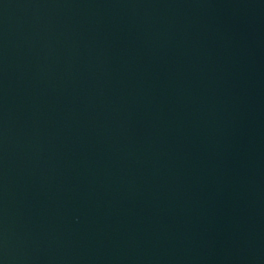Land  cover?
<instances>
[{"label": "water", "instance_id": "1", "mask_svg": "<svg viewBox=\"0 0 264 264\" xmlns=\"http://www.w3.org/2000/svg\"><path fill=\"white\" fill-rule=\"evenodd\" d=\"M0 264H264V0H0Z\"/></svg>", "mask_w": 264, "mask_h": 264}]
</instances>
